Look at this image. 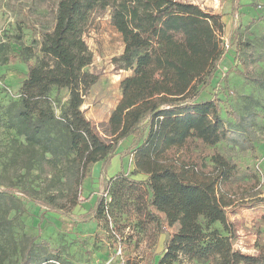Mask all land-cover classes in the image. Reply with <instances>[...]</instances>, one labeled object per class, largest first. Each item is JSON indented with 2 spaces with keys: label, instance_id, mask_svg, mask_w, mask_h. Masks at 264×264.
Wrapping results in <instances>:
<instances>
[{
  "label": "trees",
  "instance_id": "16d2710c",
  "mask_svg": "<svg viewBox=\"0 0 264 264\" xmlns=\"http://www.w3.org/2000/svg\"><path fill=\"white\" fill-rule=\"evenodd\" d=\"M107 7H111L112 24L124 42V51L115 57V63L132 73L121 80L122 97L101 134L82 109L85 95L98 80L97 74L85 70L94 57L85 33L91 14ZM224 29L222 15L189 1L59 0L53 29L42 33V55H35L32 45L20 42L19 54L27 73L19 96L11 97L5 88L24 138L12 143L13 165L18 171H37L45 195L38 197L26 187L16 191L0 188V197L10 202L12 197L5 194L19 192L42 207L68 216L70 208L83 202L82 183L101 161L98 181L105 183L111 204L122 210L127 194L123 190L130 189L138 191L133 199L136 210L144 211L161 228L160 216L151 211L153 205L197 210L207 217L208 224L222 218L224 209L235 202L234 195L238 196L232 188L239 187L240 169L233 157L215 148L227 142L242 150H254L258 139L253 113L233 112L235 124H228L221 116L220 99L203 96L225 53L221 38ZM4 47L9 49L10 45L1 41L0 50ZM244 76L264 85L261 75ZM54 87L69 90L60 113L50 96ZM129 136L133 141L128 153L135 166L131 175L144 178L132 179L121 172L107 181L105 165ZM211 149L213 164L203 167ZM247 174L240 187L242 199L248 193L253 197L259 194L258 174L250 167ZM104 193L90 208V218H108ZM211 242L209 253L196 255L200 262L264 264V242L255 254L236 249L231 237L216 230ZM33 243L23 247L20 264H46L57 259L54 255H34Z\"/></svg>",
  "mask_w": 264,
  "mask_h": 264
},
{
  "label": "rangeland",
  "instance_id": "374dc122",
  "mask_svg": "<svg viewBox=\"0 0 264 264\" xmlns=\"http://www.w3.org/2000/svg\"><path fill=\"white\" fill-rule=\"evenodd\" d=\"M58 1L0 0V43L10 45L9 49L0 50V188L16 191L26 187L38 197L45 195L41 192L43 181L38 172L18 171L12 162V143L24 138L4 85L19 95L27 73V66L19 54L20 42L32 45L35 55H42V33L53 29ZM182 1L196 3L222 15L225 23L221 37L225 53L203 96L220 99L221 116L228 124H235L233 112L255 115L258 139L254 150H242L227 142L215 148L239 164L236 182L239 187L232 188L238 195H234L235 202L212 224H208L207 217L197 210L153 205L151 211L160 216L161 228L157 221L149 220L144 211L136 210L133 199L138 191L125 189L122 191L127 193L123 197L125 210L112 205V197L107 194L108 218H90V207L101 192H106L105 183H99V173L93 174L92 168L82 183L83 202L70 208L68 216L42 207L19 192L5 194L12 197L10 202L5 196L0 197V264H20L23 247L32 241L34 255L57 257L58 260L46 264H207L200 262L196 255L211 251L213 230L231 237L236 249L257 253L258 245L264 242V85L246 78L244 73L258 74L264 79V0ZM111 11V7L95 10L85 33L94 55L93 62L85 70L97 74L98 80L85 95L82 109L101 134L122 97L121 80L132 73L118 68L115 63V57L124 51V42L112 24ZM50 96L60 113L61 106L67 104L69 90L54 87ZM131 137L120 142L117 153L106 163L107 181L114 180L113 177L121 172L132 179L144 178L131 175L135 168L134 159L128 153ZM210 151L202 162L203 167L213 164L215 156L213 149ZM248 167L259 176V194L253 197L248 193L242 199L240 187L247 180ZM90 194L92 199L85 200ZM167 253L172 256L166 257Z\"/></svg>",
  "mask_w": 264,
  "mask_h": 264
},
{
  "label": "crops",
  "instance_id": "0c3cea01",
  "mask_svg": "<svg viewBox=\"0 0 264 264\" xmlns=\"http://www.w3.org/2000/svg\"><path fill=\"white\" fill-rule=\"evenodd\" d=\"M11 77H14V75L11 76ZM24 78H25V76H24ZM24 78H23V80H24ZM131 138H132V137H131ZM100 164H102L101 161H98L97 163L94 164V166H93V174H94V173H95V174H96V173H97V174L100 173V170H101V165H100ZM98 176H99V175H98ZM97 178H98V177H97ZM89 196H90V199H89V200H91L92 197H93V195L90 194ZM89 196H88V197H89ZM98 196H99V195H98ZM98 196H97V198H98ZM97 198L95 199V202H96ZM89 200H88V201H89ZM95 202H94V203H95ZM93 205H94V204H93ZM90 208H91V207H90Z\"/></svg>",
  "mask_w": 264,
  "mask_h": 264
},
{
  "label": "built area",
  "instance_id": "2783aa9c",
  "mask_svg": "<svg viewBox=\"0 0 264 264\" xmlns=\"http://www.w3.org/2000/svg\"><path fill=\"white\" fill-rule=\"evenodd\" d=\"M0 83L2 84L1 79H0ZM4 87L6 88L7 93H8L11 97L16 98V97L19 96L18 94H15L7 84L4 85ZM107 194H108V191H106V192L104 193L105 196H106Z\"/></svg>",
  "mask_w": 264,
  "mask_h": 264
}]
</instances>
